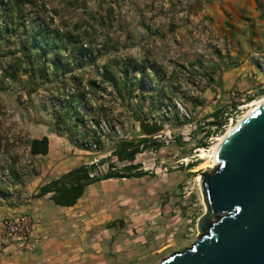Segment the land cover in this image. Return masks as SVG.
<instances>
[{
    "label": "rangeland",
    "instance_id": "obj_1",
    "mask_svg": "<svg viewBox=\"0 0 264 264\" xmlns=\"http://www.w3.org/2000/svg\"><path fill=\"white\" fill-rule=\"evenodd\" d=\"M194 2L23 0L20 10L0 11V21L13 18L22 38L39 28L49 30L56 43L64 45L62 69L68 64L60 78L50 67L49 82L28 96L23 77L15 83L3 79L2 50L13 48L14 41L0 45V212L2 220L27 214L34 223L29 245H4L0 264H159L198 239L195 223L204 207L197 177L212 169L201 164L206 159L200 157V149L208 151L248 110L250 101L264 97V74L257 72L249 56L264 40L252 30L264 26V3L256 2L258 16L245 17L241 27L236 21L230 24L234 32L222 37L220 47H229L231 53H222L205 34L196 32L199 22H189ZM243 28L247 32L237 36ZM75 38L91 46L92 51L83 50L81 57L87 60L92 53L95 60L77 65ZM218 57L224 59L221 64L214 61ZM222 73L243 83L224 89ZM205 77L210 83L203 81ZM92 80L95 87L89 86ZM231 89L234 97L227 95ZM71 100V114L76 108L88 120L101 116L99 129L105 132L112 126L100 148L82 147V133L68 131L72 120L55 125L56 114ZM216 109L225 123L213 132L210 114ZM140 120L161 124L162 129L148 135ZM76 129L83 131L81 125ZM43 133L50 138L53 157H31L27 141ZM141 136L153 139L132 164L146 175L90 185L62 225H54L51 214L39 215L32 208L40 184L68 167L103 156L117 168L128 164L110 155L113 142ZM60 155L65 160L61 164ZM5 159L15 169L27 170V176H7Z\"/></svg>",
    "mask_w": 264,
    "mask_h": 264
},
{
    "label": "water",
    "instance_id": "obj_2",
    "mask_svg": "<svg viewBox=\"0 0 264 264\" xmlns=\"http://www.w3.org/2000/svg\"><path fill=\"white\" fill-rule=\"evenodd\" d=\"M140 126L148 135L162 129ZM215 159L198 179V239L159 264H264V101L227 130Z\"/></svg>",
    "mask_w": 264,
    "mask_h": 264
},
{
    "label": "trees",
    "instance_id": "obj_3",
    "mask_svg": "<svg viewBox=\"0 0 264 264\" xmlns=\"http://www.w3.org/2000/svg\"><path fill=\"white\" fill-rule=\"evenodd\" d=\"M22 2L23 0H0V11L12 13L14 9L20 10ZM200 7L201 0H195L194 6L191 8L190 12L195 13ZM9 20L8 23L0 21V45L1 43L4 45L7 44L10 39L14 41L13 48H8L6 51L2 50V57L6 61V65L3 68V79H8V81L10 80V83H15L18 80L20 81V78L23 77L21 80L22 89L26 95L30 96L40 85L49 82L48 69L50 67L55 73L59 71L58 74H56L58 78L62 77L64 73L68 71V64H64L66 68L62 69V54L60 48L64 47V45L62 46V44L56 43V36L51 35L49 30L44 28H39L33 32V34L26 36V38H22L20 35L16 34L18 25L14 24L13 18L10 17ZM75 27L79 28V25H76ZM60 41L62 42V40ZM72 42L76 43L80 53V57L75 60L79 67L82 66V63L95 60L92 53H90L87 60L81 57L83 55V50L92 51L90 44L87 45L82 40L78 41L76 38L72 40ZM83 45L85 46V49L82 48ZM64 49L65 48H63V50ZM106 73L107 70L103 72V76L106 77ZM208 80V83H210L211 78L208 77ZM140 84L145 85V82L140 80ZM89 86L95 87V80L90 81ZM72 101L74 102V100H71L69 101L70 103L62 106L60 112L56 114L55 125L59 127L61 123H67L72 120L73 126H71L68 131L73 132L76 136L82 133L80 142L82 147L92 145L96 148H100L105 139L109 137L112 126L111 129H109L107 127L108 124H105L107 125V132H105L99 129V124L103 121L101 116L88 120L85 118V113L80 114V111L76 108L73 110L74 114H71L70 106ZM235 106L236 105H234V107ZM220 113L221 110L216 109L210 114V116L213 117V121L209 123L215 126L213 132L219 130L221 125L225 123L221 121ZM136 120H139V118ZM78 125L83 127L82 132L77 131L76 127ZM58 129L61 130V128H57V130ZM63 130L67 131L66 129ZM210 133L211 132L207 131L206 137H208ZM152 139V136H141L136 139L125 137L117 138L113 142L110 155L117 161H125L128 162V164H124L121 168H117L108 156L96 158L90 162L82 163L73 167L42 184L33 197L40 198L49 195V200L55 205L70 207L77 203L87 187L97 182L113 178L142 177L146 175L147 172L135 170L136 166L132 164V162L138 153L148 147L147 145ZM2 142L3 136L0 135V149L2 147ZM203 144H205V142L200 145ZM49 146L50 141L46 135L33 137L27 141V151L31 157L46 155L49 151ZM4 164L6 165L5 171L7 176L13 180L20 177H26L28 174V171L23 168H20V170L15 169L11 160L5 159ZM105 164L106 168L104 167Z\"/></svg>",
    "mask_w": 264,
    "mask_h": 264
},
{
    "label": "crops",
    "instance_id": "obj_4",
    "mask_svg": "<svg viewBox=\"0 0 264 264\" xmlns=\"http://www.w3.org/2000/svg\"><path fill=\"white\" fill-rule=\"evenodd\" d=\"M258 1L264 3V0H201L200 9L196 10L195 13L193 12L192 15L189 16V22L191 24L192 23L196 24L197 22L206 20L208 22V25L211 31L217 33L218 36H221V37L228 36L229 34L232 33V31L234 32V30L230 28V24L236 21L235 23L239 24L241 27L242 23L244 22L245 17L255 18L258 16L259 13H258V10H256V2ZM258 25H263V23L259 22ZM251 29H249V31L255 30L253 31V33H255V37L256 36L264 37V26H262L261 30L254 29V28L252 30ZM246 32L247 31H245V28H243L241 31H238L237 36H239L241 33H246ZM263 44H264V40H261L260 42L256 43L254 47L252 48L249 56H251V54L254 52V50H256V48L260 47ZM222 51H223L222 53H226V52L231 53L229 47L223 49ZM223 60L224 59L223 58L221 59L220 57L214 58V61L219 64H221V61ZM220 79L222 80V84H223L222 86L224 89L231 87L234 84L240 85L243 83V82H235L236 81L235 78L229 79V76L226 73H222ZM43 135H46L50 141V138L46 133H43L37 137H41ZM41 156L42 157H53V153H51V147L49 146V151L46 155H41ZM59 159H61V161L59 162L60 164L61 162L65 161L63 159V155H60ZM86 162H90V161H84L82 163H86ZM51 165H53V163H51ZM51 165L47 164L46 167L49 168L51 167ZM78 165L76 164L73 167L78 166ZM56 167L57 166H54V169H56ZM71 168L72 167H68L67 169L62 170L60 173H57L56 175L52 176L48 180L42 182L40 186L48 182L49 180L59 176L60 174L68 171ZM48 197L49 195H45L40 198L33 199L32 208L34 210H39L40 212L39 215L51 214V216L53 217L54 225L56 226L62 225L65 220L69 219L68 215H72L71 213L72 209L77 206V203L70 207L59 206V205H55L54 203H52V201H50ZM46 199H47V202H43ZM43 204L45 205V207L42 208ZM4 213H6V211ZM64 213L67 214L66 217L64 216ZM2 214L3 213L0 212V230H1Z\"/></svg>",
    "mask_w": 264,
    "mask_h": 264
},
{
    "label": "built area",
    "instance_id": "obj_5",
    "mask_svg": "<svg viewBox=\"0 0 264 264\" xmlns=\"http://www.w3.org/2000/svg\"><path fill=\"white\" fill-rule=\"evenodd\" d=\"M196 32L199 34H205L210 44L219 50L224 48L220 47L224 45V39L215 35L209 28L208 22L203 20L199 22ZM255 61V67L257 72L264 74V44L256 48L250 56ZM254 73V72H253ZM252 73L249 72V76ZM207 77L203 80L207 83ZM227 95L234 97L236 92L234 90H228ZM221 97L220 92L215 94V99L218 100ZM239 109V106H237ZM34 223L30 215L27 214H15L12 216L5 217L1 222L0 230V250L3 249L4 245L10 243H18L19 245H29L33 237Z\"/></svg>",
    "mask_w": 264,
    "mask_h": 264
},
{
    "label": "bare ground",
    "instance_id": "obj_6",
    "mask_svg": "<svg viewBox=\"0 0 264 264\" xmlns=\"http://www.w3.org/2000/svg\"><path fill=\"white\" fill-rule=\"evenodd\" d=\"M263 101H264V97L250 101L247 105L248 110L242 115V117L247 115L254 106L260 104ZM242 117H240V118H242ZM223 136H224V134L222 136H220V138H218L216 143H214L211 147H209L208 151L203 149V148L200 149V153H199L200 157L202 158V160L206 159L203 163H201L202 165L207 164V163H208L207 165H209L210 167H213L214 165H216V159H215L216 148H217L219 142L222 140ZM197 179H199V177H197Z\"/></svg>",
    "mask_w": 264,
    "mask_h": 264
}]
</instances>
